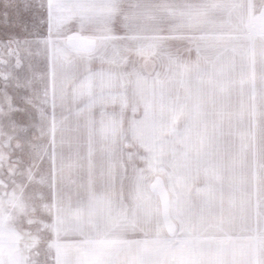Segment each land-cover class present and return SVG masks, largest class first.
<instances>
[{"label":"snow or ice","instance_id":"obj_1","mask_svg":"<svg viewBox=\"0 0 264 264\" xmlns=\"http://www.w3.org/2000/svg\"><path fill=\"white\" fill-rule=\"evenodd\" d=\"M0 264H264V0H0Z\"/></svg>","mask_w":264,"mask_h":264}]
</instances>
